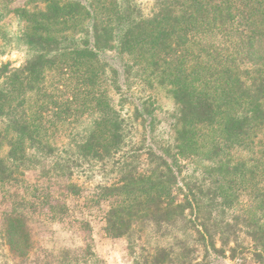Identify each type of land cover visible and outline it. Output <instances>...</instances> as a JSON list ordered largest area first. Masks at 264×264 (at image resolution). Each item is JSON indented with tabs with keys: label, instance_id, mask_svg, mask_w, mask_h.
Segmentation results:
<instances>
[{
	"label": "trees",
	"instance_id": "trees-1",
	"mask_svg": "<svg viewBox=\"0 0 264 264\" xmlns=\"http://www.w3.org/2000/svg\"><path fill=\"white\" fill-rule=\"evenodd\" d=\"M39 1L44 9L20 11L28 30L23 40L36 55L7 72L0 86V185L17 180V170L38 153L39 171L26 170L38 174L24 186L28 199L22 195L19 202L28 205L27 214L63 221L67 211L58 210L54 196L75 193L65 187L67 179L58 169L49 168L58 151L52 125L88 113L91 123L79 141V156L89 165L110 163L116 170L113 181L94 192L97 203L109 201L108 234L130 240L136 221L158 229L183 221L186 231L194 233V245L161 247L152 260L208 264L198 262L200 246L209 264H217L225 254L216 246L218 237L231 233L234 240L237 225H223L215 215L204 219L200 206L207 199L210 211L235 210L242 194L250 202L237 209L238 218L253 258L264 264V0H151L148 16L135 0H90L89 11L71 1ZM87 17L89 26L83 27ZM106 50L121 57L117 71L101 58ZM134 68L155 80L177 111L168 140L158 144L150 137L137 144L141 147L132 156L126 142L137 140L112 109L107 88L116 90L118 77ZM192 160L214 179L206 193L204 183L174 189L182 165ZM122 195L127 199L121 201ZM2 217L0 235L8 252L28 259L27 215ZM229 239L223 246L230 245ZM229 252L232 257L235 248Z\"/></svg>",
	"mask_w": 264,
	"mask_h": 264
},
{
	"label": "rangeland",
	"instance_id": "rangeland-1",
	"mask_svg": "<svg viewBox=\"0 0 264 264\" xmlns=\"http://www.w3.org/2000/svg\"><path fill=\"white\" fill-rule=\"evenodd\" d=\"M63 1L75 2L89 11L90 0ZM135 1V5L142 15L148 16L152 1ZM43 7L39 0H0V86L4 84L7 72L21 69L28 59L36 55V49L23 40V35L28 30L20 11L22 9L39 11L44 9ZM86 26H89V17L83 22V27ZM78 37L83 41L85 39L83 34H79ZM105 37L108 38V41L110 40L109 35H105ZM103 39L107 41L105 38ZM100 56L111 65V69L117 71L121 57L115 50L103 51ZM116 82V90H113L112 87L107 88L110 104L112 109L123 117L128 125V131L137 140L136 144L131 139L127 141L125 150L135 156L133 152L141 147L137 144L139 142L146 144L150 137L154 138L158 144H161L162 141L166 142L170 136L171 125L174 123L177 111L171 98L156 86L155 80L147 78L135 68L129 70L125 77L120 75ZM25 95L28 97L31 92ZM71 108L74 109V106L72 105ZM150 112L151 115L148 114ZM83 115V117L73 118L62 125L56 120L52 125V129L57 131L55 139L58 141V151H53L54 158L52 162L49 161L51 163L49 168L50 170L58 169V173L64 175L63 180L67 179L65 187L70 186L69 191L75 193V195H70L64 191H58L57 196H54V200L59 205L58 210L67 211V216L63 221L51 222L49 218H45L39 213L27 214L30 210L28 205L20 203L22 195H25L24 201L28 199L29 189L25 190L24 186L29 187L32 178L38 174L36 172L39 171L41 165L38 153H34V158L29 159L24 163V166L17 170V180L0 185V232L3 229L2 215L11 214V212L25 213L30 233V248L33 251L28 259H20L16 254L13 255L16 253L15 251L8 252L0 235V264H148V262L149 264H158L152 259L161 247L178 246L183 243L194 245V233L192 230L186 231L182 224L183 221L174 227L163 229L153 227L146 221H136L134 235L130 240L127 236L115 237L111 233L108 234L105 217L110 208L109 201L103 200L97 203L98 199L94 196V192L96 186H105L112 182L116 177V170L110 163L106 166H101L102 164L99 163L89 165V159L83 160L79 156L81 150L79 141L89 132L91 123L89 114L84 113ZM31 167L36 172H26ZM202 170L203 166L199 161L192 160L184 163L176 177L174 189L176 187L183 188L185 185L200 186L204 183L203 192L206 193L205 187L207 189L209 183L214 179L207 178L201 173ZM72 187H74L73 190ZM176 195L177 201L182 200L183 195ZM125 199H127L126 195L120 197L121 201ZM236 202L238 205L235 210H219V212L214 211L215 213L213 210L207 209L206 204H209L207 199L200 206L204 219H210L215 215L216 221L223 222V225L227 222L237 225V228L235 227L237 236L234 240H232L231 233L218 237L216 246L225 251V254L218 257L217 264H261L253 258L251 240L244 234L241 217L238 218L240 213L237 212V209L248 206L250 200L248 196L240 194ZM20 205L22 206L20 207ZM48 206L49 204L46 203V207ZM40 209L46 211L42 204ZM55 211V214L58 215L57 209ZM210 212L213 214L209 215ZM186 219H190L188 211ZM217 224L219 225V223ZM221 227L224 226L221 225ZM226 237H230L229 246H223V243H228ZM233 241L236 244H233ZM232 247L235 248V252L231 257L229 248ZM197 250L198 262L209 264L211 260L205 258L204 249L199 246ZM146 254L149 256L148 259L145 258Z\"/></svg>",
	"mask_w": 264,
	"mask_h": 264
}]
</instances>
